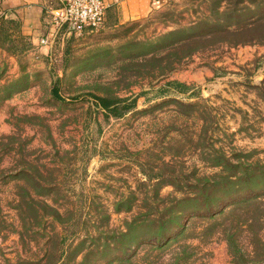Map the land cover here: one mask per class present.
I'll list each match as a JSON object with an SVG mask.
<instances>
[{"label":"rangeland","instance_id":"1","mask_svg":"<svg viewBox=\"0 0 264 264\" xmlns=\"http://www.w3.org/2000/svg\"><path fill=\"white\" fill-rule=\"evenodd\" d=\"M19 31L0 22V264H52L58 242L71 264H264V0H168L43 49ZM155 206L213 214L159 247L176 226Z\"/></svg>","mask_w":264,"mask_h":264},{"label":"crops","instance_id":"2","mask_svg":"<svg viewBox=\"0 0 264 264\" xmlns=\"http://www.w3.org/2000/svg\"><path fill=\"white\" fill-rule=\"evenodd\" d=\"M69 0H0V22L16 23L20 34L31 48H48L42 40H51V47L65 38L56 34L52 12L62 8ZM106 18L104 28H118L132 22L148 19L161 9L168 0H104Z\"/></svg>","mask_w":264,"mask_h":264},{"label":"trees","instance_id":"3","mask_svg":"<svg viewBox=\"0 0 264 264\" xmlns=\"http://www.w3.org/2000/svg\"><path fill=\"white\" fill-rule=\"evenodd\" d=\"M167 87H171V89L173 91H175L178 94H186L190 88L188 86H186L183 83L177 82V81H170L166 84V87H162L160 88V90H158L161 93H166L169 92L166 90ZM53 93L56 96V100L61 102V103H65V101L58 96L59 94V90L58 87H54L53 88ZM143 95V94H142ZM92 98L93 101L95 103V105L101 109V111L105 112L106 117H113V118H122L123 116H125L126 113L128 112H132L133 110L137 109L136 104L138 102L139 96L134 98L132 101H129V99H122V98H108V97H100L97 95L92 94ZM166 98V97H163ZM174 101V100H173ZM176 101V100H175ZM168 102V101H166ZM166 102H162L159 104H156L158 107L163 106ZM155 106V107H157ZM217 166H221L223 169L227 168L228 166H234L237 167L238 165L230 163L228 160H218L216 162ZM1 174V172H0ZM5 178V177H4ZM210 180L206 179L202 185V188L207 187L210 184ZM174 186L176 185V183H172ZM256 195V193H255ZM253 195V196H255ZM158 196V195H157ZM159 197V196H158ZM158 205V204H157ZM119 210V209H118ZM183 209H181L180 211H177L176 213H174L173 215H170L169 217H167V215H164V212H161L158 210V207H154L152 211L149 212V214L153 213V218H154V222H159V229L161 228V230H166L168 228L169 224H174V226H176V229L174 231V233L170 232L168 234H166L164 231L158 236L159 241L156 243V245H158L159 247L164 246L168 243V239L170 238V236L174 235V236H178L180 234H182L183 229H184V224L185 222L188 220V217L194 214H197L200 217H209L211 214H213L212 211H191V212H185L182 211ZM181 212V213H180ZM150 216V215H149ZM183 219L181 221H179L180 218ZM59 243V248H61V253L52 261V264H71L69 263V260H67V257L63 260V258L61 257L62 252L64 251V247L62 245H60ZM186 250V249H185ZM184 255H186V257L182 256L183 258H185V260L187 258H189L191 256L192 253H187L188 251H183ZM184 260V261H185ZM81 262H79L80 264ZM175 263L177 264H182L180 261H175Z\"/></svg>","mask_w":264,"mask_h":264},{"label":"built area","instance_id":"4","mask_svg":"<svg viewBox=\"0 0 264 264\" xmlns=\"http://www.w3.org/2000/svg\"><path fill=\"white\" fill-rule=\"evenodd\" d=\"M51 16L56 34L62 33L65 38L80 37L104 27L106 5L104 0H69L62 8L52 12ZM51 40L45 38L41 43L48 47Z\"/></svg>","mask_w":264,"mask_h":264}]
</instances>
